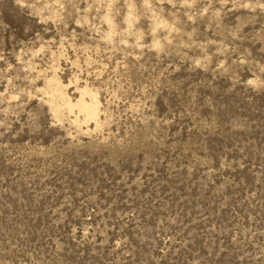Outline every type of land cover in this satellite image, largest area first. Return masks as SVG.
Masks as SVG:
<instances>
[{"label":"rangeland","instance_id":"1","mask_svg":"<svg viewBox=\"0 0 264 264\" xmlns=\"http://www.w3.org/2000/svg\"><path fill=\"white\" fill-rule=\"evenodd\" d=\"M0 264H264V0H0Z\"/></svg>","mask_w":264,"mask_h":264},{"label":"bare ground","instance_id":"2","mask_svg":"<svg viewBox=\"0 0 264 264\" xmlns=\"http://www.w3.org/2000/svg\"><path fill=\"white\" fill-rule=\"evenodd\" d=\"M98 98L94 93L89 94V98L82 100L80 103L81 109L86 113H97L98 110Z\"/></svg>","mask_w":264,"mask_h":264}]
</instances>
